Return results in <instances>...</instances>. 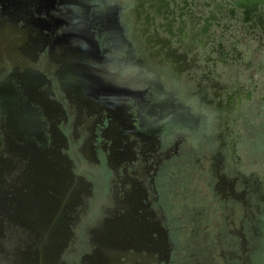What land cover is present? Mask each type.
<instances>
[{"label": "flooded vegetation", "instance_id": "obj_1", "mask_svg": "<svg viewBox=\"0 0 264 264\" xmlns=\"http://www.w3.org/2000/svg\"><path fill=\"white\" fill-rule=\"evenodd\" d=\"M102 1L105 7L89 12L88 25L96 42L91 52L105 80L87 96L90 109L100 97L107 106L106 134L116 140L112 156L128 161L136 157L134 142H141L149 157L171 142L169 154L150 165V183L190 163L186 174L205 190L211 207H184L189 204H176L173 196L171 207H151L147 187L135 179L124 194L126 205L109 207L103 220H16L12 208L11 218L0 214V264H264V0ZM63 2L0 5L7 26L24 17L40 32L32 42L41 48L49 37L39 27H49V21L33 18L31 6L52 15L56 27L63 23ZM67 29L54 39L66 53L58 58L59 68L78 57L77 32ZM111 59L120 74L109 66ZM13 68L0 67V207H49L29 203L31 194L49 193L29 191L21 179L29 160L18 173L15 155L23 158L32 143L59 163L67 159L59 154L67 142L49 118L52 102L38 92L43 76L30 67ZM175 128L182 132L175 135ZM23 136L34 140L15 141ZM50 143L61 148L49 149Z\"/></svg>", "mask_w": 264, "mask_h": 264}, {"label": "rangeland", "instance_id": "obj_2", "mask_svg": "<svg viewBox=\"0 0 264 264\" xmlns=\"http://www.w3.org/2000/svg\"><path fill=\"white\" fill-rule=\"evenodd\" d=\"M88 6L90 13L105 7L102 0H92ZM31 11L35 16L33 18L49 21V27H39L42 29V33L49 37V41L41 48L36 47L32 41L34 36L40 32L32 26L29 27V22L24 17L19 18L16 22L12 21L13 24L7 26L8 16L2 12V5H0V67L12 71L13 65L16 64L21 70L24 67H30L43 76L44 80L37 85L38 92H43L52 102L54 113L49 118L52 120L51 123L56 126L60 136L67 142L63 148L59 144H54L51 147L50 143L49 146V149L53 148L54 151H59L61 148L62 151H59V154L67 159L59 163L56 162L58 161L57 158L53 160L56 169L53 171V177L56 180L54 186L58 188V191L51 187H47L44 191L49 193L46 197L50 199V202L43 201L42 204L49 207L51 204L54 210H45L43 217L46 219H58L60 217L62 220H103L108 215L109 207H112L114 211V208L126 205L124 194L132 189L135 179L143 181L147 187L150 199H152L151 207H171L173 198L170 197V201H168V196L175 197L176 204H184L186 201L189 205H183L184 207H211L206 203L203 196L205 190L194 183L195 180L190 179L186 174L187 171L184 168H188L190 163H182L181 168H173L168 176L156 179L155 185L150 183V176L155 172L154 162L160 161L161 158L164 159L169 154L167 149L171 142L165 143L161 147L158 146V151L150 153L149 157H145L142 152L143 150L146 151L145 146H143L144 143L134 142V155L136 157L130 158L128 161L114 159L111 150L116 140L106 134L111 127V116L107 106L102 101V97L95 103V109H90L87 96L89 89L84 90V95L79 97L70 94L65 87H62L57 75V69L61 65L58 58L64 53L54 39L62 32V29L67 28V23L63 22L60 26L55 27L52 15L37 10L36 5L31 6ZM10 27L12 29H9ZM96 39L97 41L101 40L102 45L103 38L100 34L96 35ZM99 54L100 58L105 54L102 46ZM64 55L66 56V53ZM107 60L110 59L104 58L103 61ZM111 60L113 62L109 66H116V73L120 74L121 70L117 67V63L113 59ZM104 62L100 64L103 66ZM66 67L72 71L71 66ZM148 69L150 70L149 67ZM74 76L76 75L73 71L67 74L66 82L68 84L75 82L72 79ZM114 79L117 80V78ZM98 96H101L100 92ZM131 105L130 112L136 116L134 105ZM175 131L177 133L182 132L176 128ZM177 133L174 134L177 135ZM130 136V139L134 141V134L131 133ZM39 148L44 149L43 146H39ZM19 156L20 154L15 155V160L19 161L16 172L21 173L22 167L27 164L29 158H20ZM151 164H154L152 168L150 167ZM31 166L34 172L40 168L36 165ZM60 166L69 172L63 175L62 180L57 173ZM42 177L45 178L46 176L42 175ZM85 184H89V189H86ZM153 187L158 190L159 200L154 198L156 193L153 191ZM64 188L65 190H63ZM207 188L210 187L207 185ZM33 190H36V186H33ZM60 195L61 199H53V197ZM60 203L63 205L72 204L70 207H54ZM12 208L16 210L18 207H6L8 211ZM42 208L48 209V207H33L36 210ZM58 211L62 212V216L57 214ZM15 214L14 219H19ZM34 215L33 219H38L40 214L34 213ZM2 218L9 219L11 216L2 214Z\"/></svg>", "mask_w": 264, "mask_h": 264}, {"label": "bare ground", "instance_id": "obj_3", "mask_svg": "<svg viewBox=\"0 0 264 264\" xmlns=\"http://www.w3.org/2000/svg\"><path fill=\"white\" fill-rule=\"evenodd\" d=\"M75 4L76 5L73 8L72 0H64V8L62 9L64 12V17L62 22L67 23V30L69 33L73 30H76L77 32L76 48L78 51V57L72 66L69 65L73 68L72 70L75 71V74L77 75V81L73 82L72 84H68L64 79L65 74L68 73V70L65 67L66 64H64L62 68H59V72L63 86L67 91H69V93L77 92L80 94V96H82L85 93L84 90L89 89L87 93L92 96V94H96V92H98L97 84L105 80V75H103L101 72V69L97 65L98 60L91 52L93 44H96V42L92 33L90 32L88 25V1L76 0ZM72 45L73 44H71V41H69V46L71 47ZM28 151L29 153L22 152L23 157L29 158V166L25 169L24 175L21 176V179H26L29 191H32L33 185H36V188L40 191L46 190L47 187H51L58 191V188H55V186L52 184L54 180L52 174L53 171L56 170L53 164L55 157L52 155L49 157L46 152L37 151L36 146L32 143ZM33 164L41 167L37 173H32L31 165ZM57 173L60 176V180H62L63 175L69 172L65 169H60ZM42 175H46V178H43ZM63 190H65V188ZM71 204L72 203L67 204V207H70Z\"/></svg>", "mask_w": 264, "mask_h": 264}, {"label": "water", "instance_id": "obj_4", "mask_svg": "<svg viewBox=\"0 0 264 264\" xmlns=\"http://www.w3.org/2000/svg\"><path fill=\"white\" fill-rule=\"evenodd\" d=\"M72 71L68 70V74L72 73ZM73 72L75 74V71H73ZM76 76H74V80H75ZM76 80H77V78H76ZM41 105L44 107V104H41ZM33 109H35V108H33ZM12 126H13V130L14 131H17L16 129H18V126H17V124L15 122L12 124ZM24 136L23 137H17L15 139V141L20 140L21 142H23V141L26 140L25 142H27L29 139L34 140V138H32V137L29 138V137H24ZM23 146H20V147L22 149H24V150H27L28 149V147H24L23 148ZM33 165H36V164H33ZM36 166H38V165H36ZM40 169H41V167L39 169L35 170V172L32 171V173H37V171H39ZM38 195H42V194H38ZM28 200H29V203H31V205H41L43 203V201L49 202L47 198H40V197L36 196V194H31ZM24 202H25V200L21 199V202H19V204L22 205ZM65 205H63V207H65ZM1 210H3V211H1ZM45 210L46 211H51V210H54V209L52 207H48V209L42 208V209L36 210V209H33V207H18L16 210H14V213H16L15 215L17 217H19V219H30L31 218V220H40V219H46V218L43 217L44 216L43 213L45 212ZM3 213L6 216H8V210L6 209V207H0V214H3ZM34 213L40 214L38 216V219H33V217H35ZM57 214H59L60 216H62V212L61 211H58ZM46 220H62V219H60V217H59L58 219H46Z\"/></svg>", "mask_w": 264, "mask_h": 264}]
</instances>
